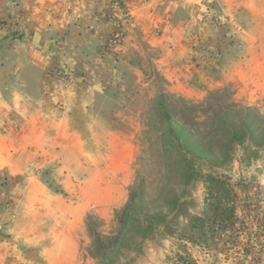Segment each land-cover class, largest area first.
<instances>
[{"label": "crops", "instance_id": "0c3cea01", "mask_svg": "<svg viewBox=\"0 0 264 264\" xmlns=\"http://www.w3.org/2000/svg\"><path fill=\"white\" fill-rule=\"evenodd\" d=\"M110 15L127 35L107 53ZM144 62L182 97L234 83L264 96V0H0V264L73 256V230L52 217L51 191L29 163L65 162L63 176L78 166L84 177L105 159L91 144L130 146L103 114L109 98L149 81Z\"/></svg>", "mask_w": 264, "mask_h": 264}, {"label": "rangeland", "instance_id": "374dc122", "mask_svg": "<svg viewBox=\"0 0 264 264\" xmlns=\"http://www.w3.org/2000/svg\"><path fill=\"white\" fill-rule=\"evenodd\" d=\"M147 54L149 58L153 55L148 51ZM140 68L149 81L132 83L129 94L120 92L109 98L103 114V122L113 124L114 131L129 140L130 146L91 144V150L103 154L105 159L99 163L91 160L84 177L79 176L78 166L74 167L75 176H63L65 162L47 163L42 168L39 166L43 163H29L30 172L39 170V180L51 191L52 217L66 218V228L73 230L77 240L73 256L62 258L59 264H100L110 253L118 264H186L181 255L190 264H224L225 258L229 259L228 264H264V145L251 140L237 142L228 160L221 156L214 163L194 155L200 175L186 184L180 177L178 152L170 150L167 165L163 143L170 146L172 138L165 127L161 106L170 110L177 123L208 139L214 115L222 110L251 107L264 117V96L234 83L208 89L201 97H182L167 86L152 63L144 62ZM135 78L138 80V75ZM3 91L9 96L7 86ZM176 130L182 142L189 138L184 131ZM218 142L222 139L212 135L208 147ZM29 148L33 151L34 147ZM96 164L103 176L95 173ZM209 173L226 177L231 183L237 220L219 241L208 239L209 246L204 247L205 243L188 241L191 232L186 225L193 221L186 218L203 212L205 175ZM1 178L7 180L5 174ZM16 196L10 195L9 200ZM133 198L136 209L125 237L116 246V237L124 230V214ZM161 209L167 214L166 226L156 220L144 233L138 221L144 213L154 215ZM198 236L195 232L193 238L203 242Z\"/></svg>", "mask_w": 264, "mask_h": 264}, {"label": "trees", "instance_id": "16d2710c", "mask_svg": "<svg viewBox=\"0 0 264 264\" xmlns=\"http://www.w3.org/2000/svg\"><path fill=\"white\" fill-rule=\"evenodd\" d=\"M4 22L5 21H2V23ZM161 106L163 108L165 127L172 138L170 146L163 143L167 165L170 159L169 153L171 151L178 152L181 162L180 177L186 184H189L198 174L200 175L195 165V156L205 157L209 163H214L218 161L221 156L223 158L222 160H228L231 150L237 142L243 143L246 140H251L255 144L264 145V117L251 107L222 110L215 114L210 138L202 139L184 125L177 123L170 110L163 105ZM176 129L184 131L188 134L189 138L182 142L177 135ZM212 135L220 137L222 142L215 143L213 146L208 147V142L210 143ZM205 178L207 191L204 210L198 215H191L188 213L190 218H186V220L189 221L191 219L193 222L191 224L187 223L186 227L187 230L191 232V240L188 241L195 242L199 245L205 243L204 247H208V239L212 242L219 241L223 235L235 225L237 220V204L235 191L226 177L209 173L205 175ZM175 202L179 204L178 199H176ZM135 207L136 200L133 198L124 214L122 221L124 230L118 233L116 237V246L123 237H125L126 228L130 223L131 215L136 209ZM156 220L162 223L161 225L163 227L166 226L167 214L164 209H161L154 215L148 212L144 213L143 218H141V221H138L137 224H139V228L146 233L148 228L153 227ZM195 232H197L199 238L204 240L203 242L193 238ZM116 250L117 247L113 249V252H116ZM112 254L105 255L101 259L100 264H118V261H116L117 259L113 257ZM180 259L186 264H190L186 256L181 255Z\"/></svg>", "mask_w": 264, "mask_h": 264}, {"label": "built area", "instance_id": "2783aa9c", "mask_svg": "<svg viewBox=\"0 0 264 264\" xmlns=\"http://www.w3.org/2000/svg\"><path fill=\"white\" fill-rule=\"evenodd\" d=\"M13 6H16L19 0H10ZM110 21L114 23V29L111 34V38L108 43L104 46V51L112 53L114 49L124 40L127 35V22L125 19H118L116 15H110L108 17ZM55 73L60 76L61 82L67 84L71 81L73 75L71 71H57Z\"/></svg>", "mask_w": 264, "mask_h": 264}]
</instances>
